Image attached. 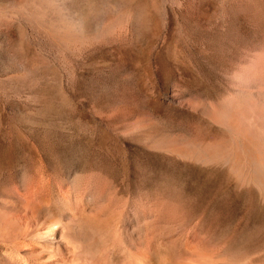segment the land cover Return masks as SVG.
<instances>
[{"label":"rangeland","instance_id":"1","mask_svg":"<svg viewBox=\"0 0 264 264\" xmlns=\"http://www.w3.org/2000/svg\"><path fill=\"white\" fill-rule=\"evenodd\" d=\"M257 53L264 0H0V188L77 176L119 206L166 196L188 232L261 221L221 164L146 138L217 137L193 105L228 95Z\"/></svg>","mask_w":264,"mask_h":264},{"label":"bare ground","instance_id":"2","mask_svg":"<svg viewBox=\"0 0 264 264\" xmlns=\"http://www.w3.org/2000/svg\"><path fill=\"white\" fill-rule=\"evenodd\" d=\"M260 64L228 95L193 105L221 128L217 137L184 139L162 130L146 138L192 161L221 164L238 186L252 189L264 211ZM26 179L16 191L0 188V264H264V218L215 235L188 232L178 206L162 194L119 206L100 191H79L77 176L62 190Z\"/></svg>","mask_w":264,"mask_h":264}]
</instances>
